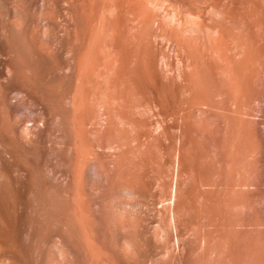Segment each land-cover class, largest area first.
<instances>
[{
  "label": "rangeland",
  "instance_id": "374dc122",
  "mask_svg": "<svg viewBox=\"0 0 264 264\" xmlns=\"http://www.w3.org/2000/svg\"><path fill=\"white\" fill-rule=\"evenodd\" d=\"M242 1L251 9L243 24L224 21L220 45L208 21L185 15L186 38L191 30L199 36L183 51L157 47L162 39L156 31L171 22L159 8L157 25L150 24L156 29H142L121 14L115 49L108 50L95 11L93 31L70 36L79 42L71 53L55 50V62L39 66V79L52 83L57 111L68 103L70 188L85 193L89 212L87 264L102 254L126 264L118 253L122 242L139 262L171 257L170 264H264V16L257 0ZM148 37L158 43L149 46ZM120 215L131 230L118 228ZM56 216L62 219L60 208Z\"/></svg>",
  "mask_w": 264,
  "mask_h": 264
},
{
  "label": "bare ground",
  "instance_id": "6f19581e",
  "mask_svg": "<svg viewBox=\"0 0 264 264\" xmlns=\"http://www.w3.org/2000/svg\"><path fill=\"white\" fill-rule=\"evenodd\" d=\"M241 1L234 4L232 1L230 3L229 0H202L203 6L200 7L201 2H195L197 3V8H195L191 3L183 0H0V264L90 263L86 256V229L89 225V212L84 199L85 195H83L85 193H82L79 188L81 185L78 186L77 183L79 191L77 190L75 193H72V185L70 186L72 173L70 172L72 170L70 163L72 159L70 158L71 152H69L71 143L69 144L68 103L66 101L61 103L57 111L58 101L56 103L54 91L51 87L52 83L48 82L49 79L45 80L46 82L41 81V78L39 79V66L56 59L55 54L53 55L54 58L52 57L55 50L72 51L77 46V44L73 46V43L78 42L76 40L78 37L71 41L72 34L76 36L81 31L86 33H88V30L93 31L90 29L94 28V18L98 15L99 22L98 25L95 23L96 30L100 29V34L105 33L104 35H106L108 33L107 36L110 39L107 42L108 50L109 48L115 49L121 14L125 16L128 22H135V20L138 24L140 22L142 29H144V27L147 28V25L152 24L154 20L160 18L154 16V14L157 15V13H154L156 8H159L160 13H163V10V15L165 12L166 15L169 13L168 17L171 16V22H166L168 29H166L167 25L164 28H162V25L158 26L159 29L161 27V30L166 29L165 32L162 31L164 33L160 30L156 31L159 32L160 37L155 32L156 36L153 38H161L162 42L158 39L161 43L156 42L157 40L155 41L152 37H148V41L153 42L154 40L158 45L164 43L165 46L167 45L165 49H168V45H172L175 48L173 50L181 49L180 51H183L184 46H187L185 49L187 50L189 48L188 43L190 44V41L197 39L199 36L194 37L195 33L191 30L189 31L191 35L186 38V31L184 32L185 29H182L184 16L190 15L199 19L202 24L208 21L209 25L207 27L213 35V41L219 43L220 28L225 26L224 21H230L232 24L233 21L231 20H234L237 21L238 25L244 23L245 14L251 8L247 10L245 4ZM257 1L260 5L259 10L264 16V0ZM199 4L201 5L199 6ZM196 5L194 4V6ZM205 9H211L216 15L215 19L214 15L210 14L207 16H212V18H206L207 16L204 15ZM95 11L98 15L96 14L97 16L93 17ZM163 21L165 22V20ZM160 23L162 22L160 21ZM227 24L229 25V23ZM152 25H157L156 21ZM152 25L150 27H154ZM235 29H238V27ZM241 31L239 32L241 33ZM240 35L239 37H243ZM101 37H99L100 40ZM91 38L93 37L91 36ZM151 41L149 46L152 43ZM197 41L199 43V40ZM193 42L195 40L192 41V44H194ZM80 44L83 45L82 41ZM157 47L164 49L160 45ZM113 51L115 52V50ZM178 52L175 51L174 53L178 55ZM184 55L180 54L181 57ZM66 56L68 55H65V58ZM94 59H91V61H94ZM114 60L109 61V63L112 64ZM107 67V72L112 69V66L110 69ZM59 130L61 139L57 148L58 133L56 135V132H59ZM83 164L81 163V165ZM81 182L83 180L79 184ZM243 186L246 187L247 185L243 184ZM57 208H60L62 213V221L58 220L60 223L55 220ZM58 213L60 214L59 211ZM72 216L74 220L71 218ZM125 216L120 215L116 219L118 220L116 224L121 230L125 228L131 230L132 223L127 221ZM219 217L221 216L219 215ZM73 221L75 222L74 226L71 225L74 224ZM92 221L95 222L94 218ZM55 222L56 225L58 223L61 227L57 228L58 232L55 229ZM124 234L128 233L124 231ZM98 243L95 244L98 245ZM122 243L123 246H119L121 252L118 253L123 255L122 259H125L126 264H170L174 260L169 256L165 260H154L146 257L147 259H141H146L145 261L139 262L135 260L133 253L130 251L131 245H128L127 242ZM98 251L93 252L97 254ZM98 254L101 255L102 252ZM102 255L96 258L97 261L92 258L94 262L96 261V264H116V262H113L115 258L112 261L107 255ZM92 256H94L93 253ZM94 262L92 263L94 264Z\"/></svg>",
  "mask_w": 264,
  "mask_h": 264
}]
</instances>
